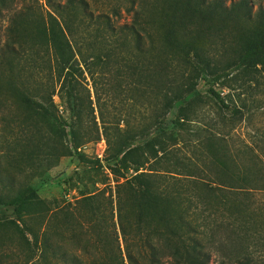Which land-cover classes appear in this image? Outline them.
Instances as JSON below:
<instances>
[{
  "label": "rangeland",
  "instance_id": "obj_1",
  "mask_svg": "<svg viewBox=\"0 0 264 264\" xmlns=\"http://www.w3.org/2000/svg\"><path fill=\"white\" fill-rule=\"evenodd\" d=\"M67 1L27 0L24 56L0 77V197L18 198L0 207V264H58L43 253L44 233L60 252L87 250L90 240L87 258L129 264L126 241L133 251L158 233L183 236L188 222L199 231L233 224L261 263L264 65L242 58L264 36V0ZM135 13L136 33L107 43L105 19L97 17L131 26ZM10 16L0 19V46ZM53 27L61 39L52 40ZM64 39L78 62H97L74 90L59 74ZM193 90L199 102H189ZM21 93L50 115L28 117L18 107ZM173 98L184 99V119L174 125L180 105L171 109ZM180 215L186 223L173 221ZM228 236L231 228L216 233L217 240ZM219 262L213 250L210 264Z\"/></svg>",
  "mask_w": 264,
  "mask_h": 264
},
{
  "label": "trees",
  "instance_id": "obj_2",
  "mask_svg": "<svg viewBox=\"0 0 264 264\" xmlns=\"http://www.w3.org/2000/svg\"><path fill=\"white\" fill-rule=\"evenodd\" d=\"M18 1L23 2L24 5H22L19 9H15L14 5ZM26 2L27 0H0V19H2L4 13H10L11 15L8 26L5 29V42L2 46H0V77H2V74H4L10 67L12 63L11 61L14 58L24 56L25 48L23 47L21 28L32 14V9L26 4ZM215 2L218 4L219 1L216 0ZM75 3H80L83 6L86 5L84 0L67 1V5L71 7L74 6ZM244 4H246V2ZM55 6L59 8L61 5L57 4ZM89 16L90 18H93L92 15ZM97 18H102L103 20L105 19V28L109 33V35H106V40L109 44L113 41V39H117L121 33H124L127 30L136 33L139 23L137 13L133 16L134 21L131 26L123 25L117 27L113 25L107 17L99 15ZM61 31L57 32L54 27L51 29L50 36L53 41L57 37H60V39L61 36L63 37V33H61ZM57 50L58 52L56 53V58H58L59 74L63 77V86L69 90H74L78 77L83 75V70L85 69L90 72L97 62L86 61L85 59H82L81 63L78 62L76 56L73 54V50L71 49L69 42L65 39L60 42V46ZM138 51H140V53L144 52L142 45H138ZM242 62L247 66L264 65V36L261 40L246 50V53L242 58ZM209 92L215 99H217L225 110L238 113L239 110L229 107V105L222 98L221 94L217 93L213 89H210ZM188 97H191L189 101L190 103L200 101V95L197 94L196 90H193L191 95H188ZM183 100L184 99L182 98H173L170 101L171 109L175 108V105H180L176 112V118L172 123L173 125L184 119L181 118L184 117L183 107L181 106L183 104ZM19 102L20 104H18V107L25 109L28 117L37 115L42 118H46L48 114L50 115L48 107L22 93L19 95ZM62 136H65V132L59 137ZM138 178L141 177H137L135 180H138ZM142 197L145 201H150L151 199V193L146 189V187L143 188ZM17 202L18 198L8 200L0 197V207H10ZM20 203L22 205V202ZM173 218L174 217L171 219ZM183 218V215H180L177 218H174L173 221L178 224L186 223ZM163 220L167 221L168 219L164 217ZM184 227L186 232L183 236L179 235L176 231H172V238L158 233L154 239L152 237H145L143 240L135 243L136 249H133V251L132 248H134V244H130L126 241V253L129 264H159L161 257H168L171 264H210V255L213 250L220 254L219 264H264V257L261 263L255 262V258L251 250L248 247L242 246L241 241L244 237L240 234V232H237V229L231 223H213L205 228L207 231H199L197 228L198 226L191 222H188V224L186 223ZM220 227L231 228V235L234 236L232 241L231 236L227 237L228 240H217L216 233H218V229ZM123 232L126 235L124 230ZM42 237L44 238L42 243L44 255L45 252L52 254V258L56 259L58 264H103L99 260H95V257L87 258L86 253H89L88 250L91 247L90 240H88L86 246L87 250L82 247V249L79 250V253L67 254L65 252H60V247L52 245L46 233H44ZM184 239H187L189 243L186 244ZM203 240H207L208 245L211 246L207 247L203 243ZM73 241H76V238Z\"/></svg>",
  "mask_w": 264,
  "mask_h": 264
}]
</instances>
